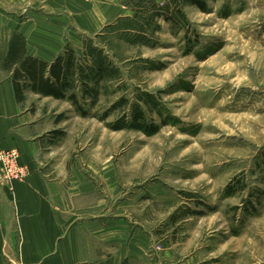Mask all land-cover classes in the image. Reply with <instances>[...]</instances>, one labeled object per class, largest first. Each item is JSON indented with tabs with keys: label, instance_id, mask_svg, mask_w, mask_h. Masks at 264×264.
<instances>
[{
	"label": "rangeland",
	"instance_id": "374dc122",
	"mask_svg": "<svg viewBox=\"0 0 264 264\" xmlns=\"http://www.w3.org/2000/svg\"><path fill=\"white\" fill-rule=\"evenodd\" d=\"M127 1L122 13L113 6L112 18L132 15ZM56 7L50 5V21L70 18L60 53L68 45L80 54L83 40L94 38L122 84H107L94 106L79 95L85 116L67 100H26L43 135H59L50 164L78 169L114 212L142 221L152 236L146 258L155 264H264V0H208L204 10L185 5L188 24L156 18L159 29L150 30L147 46L113 32L98 37L112 22L88 30L87 10ZM144 94L153 97L139 104L145 122L166 126L150 136L105 126L124 114L130 120L131 105ZM122 95L128 105L100 121ZM72 175L58 178L68 184Z\"/></svg>",
	"mask_w": 264,
	"mask_h": 264
},
{
	"label": "crops",
	"instance_id": "0c3cea01",
	"mask_svg": "<svg viewBox=\"0 0 264 264\" xmlns=\"http://www.w3.org/2000/svg\"><path fill=\"white\" fill-rule=\"evenodd\" d=\"M122 1L0 0V151H17L29 173L12 187L0 184V264H155L146 258L152 236L145 234L142 221L114 212L78 169L68 172L64 165L57 171L50 164L59 135H43L44 123L26 106L27 99L42 97L26 91L18 101L5 67L13 34L24 38L31 58L50 63L60 54L70 18L50 21V5L57 6L56 13L87 10L92 17L84 28L97 31L116 19L113 8H121ZM60 172L75 176L66 184Z\"/></svg>",
	"mask_w": 264,
	"mask_h": 264
},
{
	"label": "trees",
	"instance_id": "16d2710c",
	"mask_svg": "<svg viewBox=\"0 0 264 264\" xmlns=\"http://www.w3.org/2000/svg\"><path fill=\"white\" fill-rule=\"evenodd\" d=\"M208 0H165L163 4L156 3L155 0H128V9L132 15L116 19L111 24L104 27L102 33L107 31L116 34L124 43L130 45L147 46L148 34L151 29H159L155 24V19H161L171 26H186L188 24L182 8L185 5L193 6L199 10H204ZM151 28V26H153ZM94 38H85L81 53L78 54L70 46L66 45L64 50L57 55L50 63L31 58L25 54L24 38L18 34H13L8 44L5 67L11 72L14 93L16 99L21 101L26 91L33 92L41 97H51L55 100H67L82 116L86 115L79 105V95L81 100L89 101L90 106L98 103L102 94H108L105 90L107 84L115 82L120 86V69L105 51V47L98 46ZM120 89V88H118ZM116 94V91L113 94ZM130 111V120L127 115H122L106 127L112 131L134 129L146 135L156 134L160 127L166 126L162 122L159 126L147 124L144 119L141 101L144 103L153 102L152 95H141ZM128 105L126 95L120 96L117 101L105 111L100 121H105L109 115ZM231 186L228 185L226 192L232 195Z\"/></svg>",
	"mask_w": 264,
	"mask_h": 264
},
{
	"label": "built area",
	"instance_id": "2783aa9c",
	"mask_svg": "<svg viewBox=\"0 0 264 264\" xmlns=\"http://www.w3.org/2000/svg\"><path fill=\"white\" fill-rule=\"evenodd\" d=\"M19 154L15 150L0 151V184L12 187L24 182L29 175L27 168L19 164Z\"/></svg>",
	"mask_w": 264,
	"mask_h": 264
}]
</instances>
